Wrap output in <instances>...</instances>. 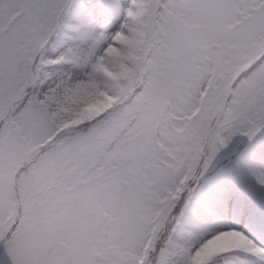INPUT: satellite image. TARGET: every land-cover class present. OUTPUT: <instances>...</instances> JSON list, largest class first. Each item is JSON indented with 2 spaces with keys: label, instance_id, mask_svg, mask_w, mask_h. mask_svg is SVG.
<instances>
[{
  "label": "snow or ice",
  "instance_id": "6c2138e0",
  "mask_svg": "<svg viewBox=\"0 0 264 264\" xmlns=\"http://www.w3.org/2000/svg\"><path fill=\"white\" fill-rule=\"evenodd\" d=\"M0 264H264V0H0Z\"/></svg>",
  "mask_w": 264,
  "mask_h": 264
}]
</instances>
